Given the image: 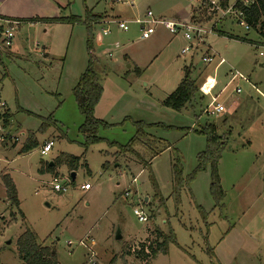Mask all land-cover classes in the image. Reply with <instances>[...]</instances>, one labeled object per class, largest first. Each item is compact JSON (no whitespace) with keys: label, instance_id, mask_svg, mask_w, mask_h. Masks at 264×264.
I'll return each instance as SVG.
<instances>
[{"label":"rangeland","instance_id":"374dc122","mask_svg":"<svg viewBox=\"0 0 264 264\" xmlns=\"http://www.w3.org/2000/svg\"><path fill=\"white\" fill-rule=\"evenodd\" d=\"M35 1L44 7L39 5L37 12L45 11L47 16L83 18L85 9L101 15L93 31V70L103 87L96 118L113 126L100 129L99 136L124 146L135 133L133 122L168 127L146 131L159 142L158 155L139 149L164 204L154 199L148 170L133 157L118 155V149L105 142L91 145L86 152L80 146L78 128L83 117L72 89L87 67L85 27L48 24L45 36L44 26L22 24L12 46L0 49V101L12 116L5 128L19 139L14 147L10 142L8 148L0 147V264H24L17 240L26 230L39 245L51 248L57 264H86L90 253L96 264H264V57L260 56L264 54L260 34L264 17L258 27L246 30L234 17L220 19L186 0H135L132 6L116 0ZM237 1L227 0V6ZM25 2L6 0L3 7L0 3V13L24 14ZM50 3L61 7L53 11ZM13 6L20 11H9ZM147 11L204 29L215 26V31L193 42L186 41L182 31L171 35L157 26L149 39L141 40L133 22L143 19ZM114 20L129 22L128 31L109 24L113 25L110 33L103 37V25ZM44 44L50 48L46 60L39 55ZM188 44H194L193 49L181 55ZM209 55L226 63L214 71L217 61H202ZM186 67L198 92L175 112L161 103L179 85ZM235 72L247 81L230 82ZM208 76L215 77V87L210 96L202 97L199 88ZM215 97L225 112L211 116L204 111ZM50 114L56 127L41 132L40 119ZM207 123L216 125L218 134L230 132L218 163L224 191L221 209L214 208L209 193V168L193 174L197 155L206 148V137L198 131ZM28 133L37 147L21 153ZM49 141L52 150L41 155ZM60 154L80 158L78 169L70 172L57 165L54 173L39 172L42 162L50 163ZM176 160L184 179L193 176L181 189L177 206L170 196ZM71 173H75L74 180ZM54 177L60 180L61 192L50 184ZM5 178L14 186L18 207L7 199ZM85 184L89 190L81 189ZM134 209L142 211L147 222H138ZM157 233L164 237L172 233L175 238L176 243L166 241L165 254L146 260L136 257L137 251L131 252L153 243Z\"/></svg>","mask_w":264,"mask_h":264},{"label":"trees","instance_id":"16d2710c","mask_svg":"<svg viewBox=\"0 0 264 264\" xmlns=\"http://www.w3.org/2000/svg\"><path fill=\"white\" fill-rule=\"evenodd\" d=\"M252 4L248 7H243L240 5V0H238L234 7L241 10L242 12V22L247 24L249 27L256 28L260 24L262 17H264V0H252ZM219 5L222 8L227 7V0H218ZM101 19V15H95L91 10L85 9L84 17L69 16L62 18H51L44 20L48 23H65L70 25H83L86 30V54H87V67L84 72L78 78L75 87L72 89V94L77 106L79 114L83 117V122L78 128V133L81 136L80 146L84 149V152L94 144L105 142L109 148L116 147L118 149V155H130L139 162L143 168L148 170L149 180L154 190V199L163 205V199L158 191L155 179L151 173L150 165L146 162L145 157L139 154L135 148L143 147L147 152H151L152 156L158 155L161 150H157V144L159 142L155 139H151L146 131L152 128H166L168 127L161 124H145L143 122H133L132 125L135 129L133 137L124 145H118L114 142H108L107 140L99 136L100 129H108L113 125L106 124L101 120H97L94 116V110L102 96V86L96 73L93 70V64L95 62L94 56V25L98 24ZM222 34V33H221ZM264 40V32H260ZM229 38H232L229 36ZM243 40V39H242ZM137 74L140 73L139 70L136 71ZM190 67H186L183 72L182 79L176 89L168 95L161 103V105L169 110L180 112L185 106L195 98L198 92V86L194 79L191 78ZM29 114V113H28ZM53 115L50 114L46 119H40L42 121L40 131H44L45 128L56 127L55 121H53ZM4 125H6V115H3ZM206 137V148L205 150L197 155V164L193 172H203L207 168L210 171V185L209 193L211 199L214 203V208L221 209L222 202L224 199V191L221 187L220 178L218 175V163L221 158L222 152L226 149V143L230 136V132H225L223 134H218L216 125L212 123L205 124L199 131ZM264 133V130H263ZM15 146V145H13ZM37 147V142L33 134L28 133L25 142L20 150L21 153H27ZM167 149V147H163ZM80 158L73 157L66 154H60L54 161H52L53 166L49 163H41L40 173L45 172L54 173L55 167L57 165H64L68 168L70 172H74L80 166ZM83 167L87 165L83 164ZM106 166L103 165L102 168ZM193 176L188 179H184L182 176V169L179 161L172 165V191L171 198L173 199L175 205H179V193L184 186H188L190 180ZM5 187L7 190V199L11 206L18 207V200L16 198V192L14 186L10 179H4ZM200 209V208H199ZM203 219H206V213L200 209ZM166 241L175 242V238L172 233L168 237L161 236L160 233L156 234V238L153 243H149L146 247L143 244L140 245V250L136 252V257L151 259L154 258L158 253H166L165 246ZM17 249L20 260L24 264H57L54 253L51 248L41 246L37 243L34 235L26 230L22 233L17 240ZM145 250L148 252L146 253ZM207 253L213 256L212 249L208 248Z\"/></svg>","mask_w":264,"mask_h":264},{"label":"built area","instance_id":"2783aa9c","mask_svg":"<svg viewBox=\"0 0 264 264\" xmlns=\"http://www.w3.org/2000/svg\"><path fill=\"white\" fill-rule=\"evenodd\" d=\"M134 1L135 0H116V2L123 3L127 6H132V3ZM186 1L191 5L199 4L200 6H204L205 8L208 9L207 11L208 13H215L219 16L220 19L234 17L235 19H237L239 25H243L245 26L246 30H249V26L244 22H242L241 20L242 18L241 10L235 8L234 5L232 7L227 6L226 8H222L219 5L218 1H210V0H186ZM252 3H253L252 0H240V5L243 7H248ZM133 23L139 27L141 40L149 39L150 36L154 34L157 26L164 27V29L168 31L171 35H176L178 32L182 31L183 38L186 41H193V42H195L196 39L202 41L205 37L207 38L208 34L215 31L214 28L215 26L214 27L210 26L204 29L201 28L200 26L187 23L186 21L184 22L185 24L178 23L172 19L169 20L163 17H155L151 11H147L143 19H136ZM19 24L20 23L18 21L0 18V49H7L12 46L15 37V32ZM109 24H113L115 27H117L118 30L122 32L128 31L129 22L119 21V20L107 21V23L103 25L105 29L101 30V35L103 37L108 36V34L110 33L109 27L113 25H109ZM193 46L194 44H188L184 49H182L181 55H185L189 53L193 49ZM260 56L264 57V54H260ZM202 61L205 64H211L214 61H217L214 67V71H216L218 67L224 64V59L220 57L215 58L212 55L203 57ZM209 79L211 78L207 77L205 81L202 83L201 87L199 88L203 96H209L211 91L215 87V80L211 79V82H208ZM236 79L247 81L240 73L238 72L231 73L230 82H234ZM255 90L258 92L257 89ZM236 93H240V89H236ZM223 111H224V107L217 102V97H215L211 99V103L207 106L204 113L209 114L211 116H217ZM5 112H6V105L0 101V147H2L4 143L8 144L10 142L14 144L18 141L17 138L11 137V135L3 125V115H5ZM52 146H53L52 142L45 143L42 146L40 154L41 155L48 154ZM59 182L60 180L58 177L52 178V182L50 184L52 185L53 190L55 192H61L63 190V187L60 186ZM81 189L89 190L90 187L88 184H85L84 186L81 187ZM133 214L136 216L138 222L140 223L147 222V218L142 211L134 209ZM139 250L140 247L136 246L131 250V252H136ZM145 252L147 253L146 250ZM86 264H96L93 253H90L88 260L86 261Z\"/></svg>","mask_w":264,"mask_h":264},{"label":"crops","instance_id":"0c3cea01","mask_svg":"<svg viewBox=\"0 0 264 264\" xmlns=\"http://www.w3.org/2000/svg\"><path fill=\"white\" fill-rule=\"evenodd\" d=\"M6 0H1V5H2V7H3V3L5 2ZM39 5L40 6H42V8H44L43 7V4H41V3H38V2H36L35 0H26V2H25V4H24V14H1L0 13V18H3V19H9V20H13V21H18L20 24H19V27L22 25V24H27V25H40V26H44V30H43V34L45 35V36H47V25L48 24H53V23H48V22H45L44 20H46V19H51V18H62V16H59V15H57V14H55V16H47V14H44V13H47V12H42V13H38L37 12V7H39ZM50 7L52 8V10L53 11H58V9H59V7H61V5H59L58 3H55V4H53V3H50ZM88 10H90V9H88ZM9 11H20V10H17L14 6H13V8L12 9H10ZM92 11V10H91ZM92 13H93V11H92ZM98 15V14H97ZM173 19V18H172ZM56 24H63V25H70V24H65V23H56ZM49 26V25H48ZM70 26H73V25H70ZM222 34H225L224 32H221ZM228 35L229 34H227V37H228ZM230 37H233V36H231V35H229ZM15 38V37H14ZM229 38V37H228ZM230 39H232V38H230ZM101 40L102 39H100V40H98L99 42H101ZM263 42H264V40H263ZM10 53H12L11 51H10ZM49 53H50V48H49V50H48V48H47V45L46 44H44L42 47H41V50H40V56L43 58V59H48L49 58ZM110 53H108V56L109 57H111V54L109 55ZM212 56H214V55H212ZM215 58H219L218 56L216 57V56H214ZM224 59V58H223ZM226 62H225V60H224V64H225ZM223 65V64H222ZM221 65V66H222ZM219 68V67H218ZM80 77V76H79ZM209 77V76H208ZM211 79H214L215 77H210ZM216 81V80H215ZM102 89H103V87H102ZM212 92V91H211ZM170 95V94H169ZM102 96H103V92H102ZM102 96H101V98H100V100H99V102H98V104L96 105V107H95V110H94V116H95V118H96V111L98 110V106H99V104H100V102L102 101ZM210 96V95H209ZM202 97H208V96H202ZM165 99V98H164ZM220 104V103H219ZM221 106H223L222 104H220ZM22 110V109H21ZM223 112H225V108H224V111ZM222 112V113H223ZM27 113H29V112H27ZM5 115H6V125H4V120L5 119H3V125L5 126V127H8L7 125L9 124V120H10V118L12 117L11 116V113L9 112V110L8 109H6V112H5ZM97 119V118H96ZM101 118H99V119H97V120H100ZM102 122H104L103 120H101ZM105 123V122H104ZM106 124H109V123H106ZM263 130H264V128H263ZM23 135V134H22ZM62 137V136H61ZM18 142H19V139H18ZM17 142V143H18ZM21 142V141H20ZM50 142V141H49ZM47 143V142H46ZM12 144V143H11ZM45 144V143H44ZM6 145H10V144H6V143H4L3 145H2V149H6V148H8V146H6ZM13 145H16V143H14ZM12 145V147H14ZM53 147V146H52ZM139 149L141 150V149H143L144 150V152H146V150L143 148V147H138V148H136L135 150L139 153V154H141L142 156H144L145 157V154L144 153H141V152H139ZM51 150H52V148H51ZM50 150V151H51ZM49 151V152H50ZM148 163V162H147ZM109 164V163H108ZM150 169H151V167H150ZM53 175H55V174H53ZM153 175V174H152ZM133 179H135V178H133Z\"/></svg>","mask_w":264,"mask_h":264},{"label":"water","instance_id":"95a60500","mask_svg":"<svg viewBox=\"0 0 264 264\" xmlns=\"http://www.w3.org/2000/svg\"><path fill=\"white\" fill-rule=\"evenodd\" d=\"M49 165H50V166H53V163L50 162ZM70 177H71L72 180H74V178H75V173H71ZM116 239H117V240L120 239V235H119V233H117V235H116Z\"/></svg>","mask_w":264,"mask_h":264}]
</instances>
